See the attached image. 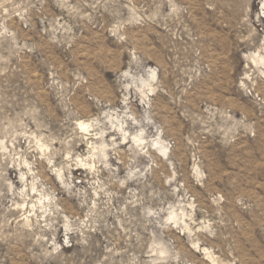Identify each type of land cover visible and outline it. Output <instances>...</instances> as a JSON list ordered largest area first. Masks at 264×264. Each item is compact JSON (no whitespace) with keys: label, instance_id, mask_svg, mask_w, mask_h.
Wrapping results in <instances>:
<instances>
[{"label":"rangeland","instance_id":"obj_1","mask_svg":"<svg viewBox=\"0 0 264 264\" xmlns=\"http://www.w3.org/2000/svg\"><path fill=\"white\" fill-rule=\"evenodd\" d=\"M253 53L263 0H0V264H264Z\"/></svg>","mask_w":264,"mask_h":264},{"label":"bare ground","instance_id":"obj_2","mask_svg":"<svg viewBox=\"0 0 264 264\" xmlns=\"http://www.w3.org/2000/svg\"><path fill=\"white\" fill-rule=\"evenodd\" d=\"M263 5H264V0H263ZM250 57L252 58L253 61L257 62V61H264V55H261V54H256V53H253L252 55H250ZM80 126L84 129H87L90 124L88 122H84V121H80ZM136 137V135H134ZM137 138H138V135H137ZM135 139V138H134ZM142 140V138H140ZM139 141V139L137 140ZM160 141V140H159ZM138 143V142H137Z\"/></svg>","mask_w":264,"mask_h":264}]
</instances>
